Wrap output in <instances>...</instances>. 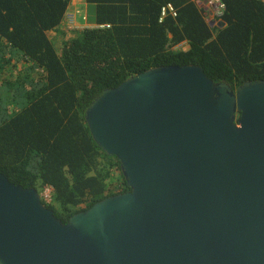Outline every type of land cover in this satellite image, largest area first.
<instances>
[{"label": "water", "instance_id": "1", "mask_svg": "<svg viewBox=\"0 0 264 264\" xmlns=\"http://www.w3.org/2000/svg\"><path fill=\"white\" fill-rule=\"evenodd\" d=\"M86 121L130 190L64 223L0 173V264H264V81L153 67Z\"/></svg>", "mask_w": 264, "mask_h": 264}, {"label": "trees", "instance_id": "2", "mask_svg": "<svg viewBox=\"0 0 264 264\" xmlns=\"http://www.w3.org/2000/svg\"><path fill=\"white\" fill-rule=\"evenodd\" d=\"M199 1L85 0L95 5V26L72 34L60 26L73 0H0V173L39 192L52 186V202L42 201L67 223L130 190L86 121L105 89L167 65H199L234 89L264 81V2L223 0L212 25ZM169 3L177 15L161 20ZM13 60L29 64L15 79L5 76Z\"/></svg>", "mask_w": 264, "mask_h": 264}, {"label": "rangeland", "instance_id": "3", "mask_svg": "<svg viewBox=\"0 0 264 264\" xmlns=\"http://www.w3.org/2000/svg\"><path fill=\"white\" fill-rule=\"evenodd\" d=\"M206 1L207 0H203V2H200V1L199 2L201 3L202 6L205 7V9L207 11L206 12L207 20L210 21L211 23L212 22L215 23V20L213 19L212 15L208 11V7L206 6ZM77 6L79 7V10H75L73 8V6H71L69 8L68 13L66 15V18L63 21V24L60 26V28L66 27V24H67V21H68L67 17L70 14H74L76 17H79L80 21L86 22L88 25H91V26L95 25V23H96L95 5L94 4H90L89 5L90 6V11H88V9L86 10V7L88 6L87 3H84V4L83 3H78ZM83 15H87V20L86 21L82 20V16ZM54 36H56V35H54ZM57 37H59V38H55L54 37V41L58 45V47H61V43H62V40H63L64 37L62 35H61V37L60 36H57ZM28 65L29 64L27 62H25V61L24 62L23 61L18 62L16 60H13L12 63L7 66L6 72H5V76L6 77H13L15 79L16 77H18L19 74H23V73L27 72V66ZM36 74L37 73H35V75ZM237 118H238V116H237ZM114 176H115L116 179L120 178V173H119V170L117 168L114 170Z\"/></svg>", "mask_w": 264, "mask_h": 264}, {"label": "built area", "instance_id": "4", "mask_svg": "<svg viewBox=\"0 0 264 264\" xmlns=\"http://www.w3.org/2000/svg\"><path fill=\"white\" fill-rule=\"evenodd\" d=\"M75 0H73L74 2ZM264 2V0H261ZM76 2L79 3H84L85 0H76ZM206 6L208 7V11L210 12V14L212 15L213 19L216 22V16H218L219 14L223 13L227 6L226 3L223 0H207L206 1ZM167 12H170L171 14H173L174 16L177 15V12L175 10V8L173 7L172 4H167L166 6H164L162 8V17L161 20L163 19V17L167 14ZM84 20H87V15L83 16ZM68 21H67V29H73L74 27V22H75V15L74 14H70L67 17ZM87 28V27H83L82 29ZM41 196L42 199L45 202H52L53 200V187L52 186H46L44 188H42L41 190Z\"/></svg>", "mask_w": 264, "mask_h": 264}, {"label": "crops", "instance_id": "5", "mask_svg": "<svg viewBox=\"0 0 264 264\" xmlns=\"http://www.w3.org/2000/svg\"><path fill=\"white\" fill-rule=\"evenodd\" d=\"M79 2H76V0L72 3V5L71 6H73V8L75 9V10H79V7L77 6V4H78ZM85 3V2H84ZM83 3V4H84ZM86 5V4H85ZM88 6L86 7V10L88 9V11H90V4H87ZM70 6V7H71ZM94 10V9H93ZM76 17V16H75ZM82 20L83 21H85L84 20V18H83V16H82ZM92 26H95V25H92ZM91 25H88L86 22H82V21H80V19H79V17H76V19H75V22H74V27L75 28H73V29H71V31H72V34L74 33H76V32H74L75 30H81L83 27H92ZM62 31H64L66 34H70V33H67L64 29H61ZM53 34L54 35H56L55 37L56 38H59V37H57V36H60L61 37V35L62 34H60V32H57V31H55V32H53ZM63 36V35H62Z\"/></svg>", "mask_w": 264, "mask_h": 264}]
</instances>
